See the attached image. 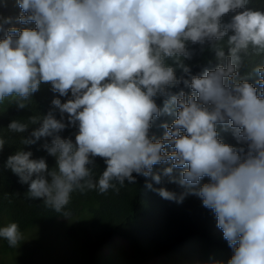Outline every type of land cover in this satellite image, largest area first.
<instances>
[{"label":"clouds","instance_id":"9594fccd","mask_svg":"<svg viewBox=\"0 0 264 264\" xmlns=\"http://www.w3.org/2000/svg\"><path fill=\"white\" fill-rule=\"evenodd\" d=\"M17 2L19 16L0 17V104L9 99L24 109L42 83L59 94L43 118L7 127L24 133L42 119L20 143L51 137L42 147L56 157V167L24 147L6 161L29 184L27 198H42L68 217L73 192H119L139 176L160 183L162 173L185 191L177 196L147 187L170 201L199 197L233 250L226 264H264V65L240 71L242 52L264 54V10L248 7L250 0ZM230 12L236 14L225 23ZM13 20L35 26L4 27ZM189 42L211 43L217 66L193 74L185 63L193 54ZM162 115L175 119L160 125L165 131L158 139L151 129ZM69 126L78 128L75 140L60 135ZM221 128L241 146L225 143ZM5 144L0 138V151ZM97 157L106 164L98 179ZM156 165L168 166L154 171ZM174 169L182 170L178 177ZM0 238L18 248L24 234L10 222L0 227Z\"/></svg>","mask_w":264,"mask_h":264},{"label":"trees","instance_id":"16d2710c","mask_svg":"<svg viewBox=\"0 0 264 264\" xmlns=\"http://www.w3.org/2000/svg\"><path fill=\"white\" fill-rule=\"evenodd\" d=\"M248 7L264 10V0H250ZM235 14H227L223 18L224 22H230ZM221 43L226 45V42ZM188 47L193 54L190 59H185V63L191 67L193 74H202L219 63L211 43L201 46L189 42ZM225 52L227 54V47ZM240 55L241 74L252 71L257 65H264V54L257 56L250 49L249 53L242 52ZM180 73L181 70L177 69V75ZM257 79L258 77H252L250 82L255 84ZM183 87L180 85L173 92H179ZM185 91L190 93L191 90ZM58 95L52 91L50 84L42 83L40 89L33 94L32 101L28 102V107L21 109L15 102L10 103L9 99L0 104V138L6 141L0 151V227L10 222H18L24 234V241L18 248L10 247L7 240L0 238V264L28 263L26 256H17L28 243L27 235L38 226L47 227L58 221L66 224L69 230L74 229L72 233L76 234L73 240L77 244V256L49 257V262L54 264H112L106 249H115L119 239L125 240L135 257L140 260L161 257L164 264H206L223 258L226 264L233 250L217 227L215 214L202 205L199 197L190 194L182 203L170 201L147 187L148 183H152L154 189L167 188L177 193V196L185 191L179 184L170 182V177L162 173L160 183H156L151 177L139 176L134 184L126 181L119 192L111 189L105 194H100L97 190L73 192L70 203L64 209L72 218L69 224L60 220L64 215L45 207L42 198H27L29 184L21 183L19 177L5 167L6 161L10 155L24 147L25 151L33 153V159L44 157L50 169L56 167V157L49 155L42 147L45 142H51V137H42L32 145L23 146L20 143L22 137H29L33 130L40 127L42 119L36 124H30L24 133H13L7 127L13 120L28 123L29 117L33 115L43 118L53 110L52 100ZM60 98L62 102L67 100V97ZM157 103L163 107L162 99ZM55 114L57 118L60 117L58 109H55ZM174 119V116L162 115L154 122L152 134L158 139L161 138L165 130L160 125L164 121L171 123ZM77 131V127L69 126L60 135L64 138L71 136L75 140ZM220 136L225 143L241 146L230 129L225 131L221 128ZM167 166L156 165L154 171H160ZM95 167L94 175L98 179L106 164L97 157ZM181 171L174 169L173 175L178 177ZM207 179L205 177L201 183L207 182Z\"/></svg>","mask_w":264,"mask_h":264},{"label":"rangeland","instance_id":"374dc122","mask_svg":"<svg viewBox=\"0 0 264 264\" xmlns=\"http://www.w3.org/2000/svg\"><path fill=\"white\" fill-rule=\"evenodd\" d=\"M20 12L17 0H0V17L15 18ZM14 24L21 28L35 26L34 22L31 25H20L18 21L13 20L11 24H5L4 27H11ZM2 37L3 32H0V38ZM60 220L67 224L72 222L71 216L62 217ZM67 229V225L59 221L52 222L47 227L38 226L27 235L28 243L17 256H26L29 262L25 264H54L52 261L49 262V257L77 256V244L73 240L76 234L72 233L74 229ZM66 230L67 233H65ZM106 253L112 259V264H164L161 257H155L152 260L136 258L131 247L122 239L118 240V246L115 249L107 248ZM212 261L224 262L223 258Z\"/></svg>","mask_w":264,"mask_h":264}]
</instances>
